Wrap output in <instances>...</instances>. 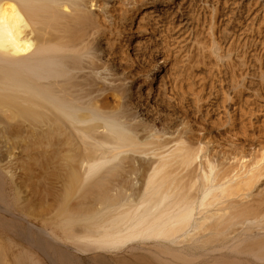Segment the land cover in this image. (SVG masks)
I'll return each mask as SVG.
<instances>
[{"label":"bare ground","instance_id":"1","mask_svg":"<svg viewBox=\"0 0 264 264\" xmlns=\"http://www.w3.org/2000/svg\"><path fill=\"white\" fill-rule=\"evenodd\" d=\"M261 32L264 0H0V264H264Z\"/></svg>","mask_w":264,"mask_h":264},{"label":"rangeland","instance_id":"2","mask_svg":"<svg viewBox=\"0 0 264 264\" xmlns=\"http://www.w3.org/2000/svg\"><path fill=\"white\" fill-rule=\"evenodd\" d=\"M246 3V2H245ZM250 2L249 1H247V3L246 4H249ZM202 6V8H204V9H202V8H200ZM204 6V7H203ZM245 6V8L247 9V6L244 4L243 6H242V8ZM200 8V12H201V17H202V19H210V17L208 18L207 17V15L206 14H208V11H207V8H206V6L202 3V1H199V3H198V9ZM244 8V11H243V9H242V12L243 13H241L240 14V16H239V18L238 19H245V17H246V12H247V10ZM204 10V11H203ZM207 12V13H206ZM206 13V14H205ZM245 14V15H244ZM242 15V16H241ZM244 15V16H243ZM209 16V15H208ZM242 17V18H241ZM263 37H264V32H261L260 33ZM233 40H236L237 41V39L236 38H234Z\"/></svg>","mask_w":264,"mask_h":264}]
</instances>
